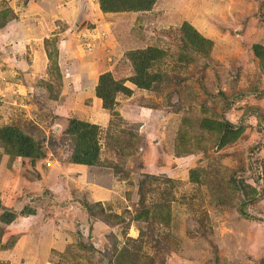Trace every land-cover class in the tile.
I'll return each mask as SVG.
<instances>
[{"label": "rangeland", "instance_id": "374dc122", "mask_svg": "<svg viewBox=\"0 0 264 264\" xmlns=\"http://www.w3.org/2000/svg\"><path fill=\"white\" fill-rule=\"evenodd\" d=\"M186 23L210 42H187ZM256 43L264 0H0V130L43 152L18 155L0 131V264H263ZM146 49L142 87L131 52ZM104 73L128 88L110 108ZM71 119L98 126L95 164L76 160ZM224 119L242 132L220 146Z\"/></svg>", "mask_w": 264, "mask_h": 264}, {"label": "trees", "instance_id": "16d2710c", "mask_svg": "<svg viewBox=\"0 0 264 264\" xmlns=\"http://www.w3.org/2000/svg\"><path fill=\"white\" fill-rule=\"evenodd\" d=\"M158 0H100L101 7L104 11H121V10H149ZM187 42L193 46L200 42H210L194 25L186 23L181 27ZM254 53L260 58V63L264 69V46L262 44H254ZM152 49L138 50L131 52V59L134 65L138 64L135 69L136 73L132 77L139 86H151L155 76L147 73L149 67V59L146 53ZM99 83L95 88L96 95L102 99L103 105L110 108L114 103V96L119 91H128L126 85L116 81L110 73H104L99 77ZM216 126L219 130V145L224 146L230 142L236 141L241 132V128L235 129L232 122L228 119L216 121ZM96 124L90 123L81 119H71L68 124L67 131L71 138L77 144L75 158L78 162L95 164L98 160L99 152L97 145V130ZM6 140L12 142L15 146V151L18 155L28 156L31 158L42 157L43 152L40 147L34 142V139L26 136L19 128L3 127L1 130ZM7 214V213H6ZM5 221L9 223L13 220V213ZM5 218V216H4ZM261 264V263H260ZM264 264V263H263Z\"/></svg>", "mask_w": 264, "mask_h": 264}, {"label": "built area", "instance_id": "2783aa9c", "mask_svg": "<svg viewBox=\"0 0 264 264\" xmlns=\"http://www.w3.org/2000/svg\"><path fill=\"white\" fill-rule=\"evenodd\" d=\"M48 164H49V165H51V163H50V162H49Z\"/></svg>", "mask_w": 264, "mask_h": 264}]
</instances>
